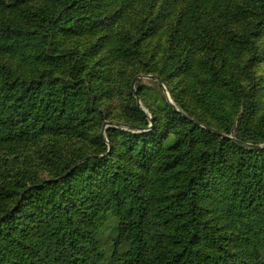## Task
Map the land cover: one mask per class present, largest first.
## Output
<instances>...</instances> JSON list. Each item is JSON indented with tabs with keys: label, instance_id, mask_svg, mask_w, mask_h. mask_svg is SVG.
<instances>
[{
	"label": "trees",
	"instance_id": "16d2710c",
	"mask_svg": "<svg viewBox=\"0 0 264 264\" xmlns=\"http://www.w3.org/2000/svg\"><path fill=\"white\" fill-rule=\"evenodd\" d=\"M263 10L264 0H0V150L92 131L89 152L40 155L50 177L0 165V264H264V130L236 58ZM113 20L126 29L119 59L153 46L161 62L144 67L192 90L170 93L165 116L134 101L126 130L103 131L105 72L88 59L115 44ZM85 33L101 40L91 56L64 46ZM108 225L110 258L98 238Z\"/></svg>",
	"mask_w": 264,
	"mask_h": 264
},
{
	"label": "rangeland",
	"instance_id": "374dc122",
	"mask_svg": "<svg viewBox=\"0 0 264 264\" xmlns=\"http://www.w3.org/2000/svg\"><path fill=\"white\" fill-rule=\"evenodd\" d=\"M261 18V26L263 27L254 37V44L250 46V49H244V52L237 56L240 61V77L241 82L245 87L250 88L254 97L255 111L254 119L258 120L261 128L264 130V10L259 13ZM137 28L139 26H136ZM112 30L115 44L108 43V49L103 48L99 54L93 56L92 53L96 49L95 44L99 45L101 42L99 34L85 33L73 38H69L64 43L67 47H76L81 53L92 55L89 58V66H92L96 61L101 64L103 75V89L99 94L100 105L104 110L105 117L95 128L101 130L107 129L111 125H115L116 128L126 130V123H129L132 118V111L134 106L132 103H136L143 108V103L152 108L160 116H165L167 104H172L167 99V95L170 97V93L177 94L178 92L190 94L191 87L179 90L181 88L179 79L174 78L170 73L164 71L147 69L144 67V61L146 58L149 60V66L158 69L156 64H160L158 53H152L154 51L153 46H149L145 53H140V56L131 57L128 59H119V45H121L122 39L119 35H124L126 29L123 24L119 25V20H113L110 25ZM130 28V27H129ZM130 31L131 30L130 28ZM134 32V31H133ZM97 40H100L97 41ZM130 42V41H129ZM154 45V42H152ZM98 50V46H97ZM106 52H112V58H107ZM255 53V57L251 60L250 68L252 74L249 75L246 71L242 70L243 62ZM146 54V56H145ZM198 54L196 57H198ZM235 57V56H234ZM101 58V59H100ZM106 59V64L105 63ZM205 59V58H204ZM199 60V58H198ZM201 61V60H200ZM234 62V60H233ZM94 66V65H93ZM203 67V60H202ZM133 93V96H132ZM135 99V100H133ZM171 99V97H170ZM151 123L148 124L146 129H150ZM97 130V129H96ZM138 132L139 130H132ZM92 131L89 130L88 135L85 136H66L64 134H50L44 139H40L37 143L32 144L28 148H22L21 150H0V165H3L6 161L10 170L15 171L18 167L30 168L35 177L45 178L50 177L54 171L55 164L45 161V157L55 155V147L64 149L65 154L70 150L76 153H85L91 150L90 137ZM42 155L44 158H41ZM26 156V160L24 159ZM25 161L24 163L22 161ZM16 163V164H15ZM109 225L101 230L98 234L100 243L105 251V255L110 258V254L113 251V243L109 239L110 234ZM109 261L104 260L101 264H108Z\"/></svg>",
	"mask_w": 264,
	"mask_h": 264
},
{
	"label": "water",
	"instance_id": "95a60500",
	"mask_svg": "<svg viewBox=\"0 0 264 264\" xmlns=\"http://www.w3.org/2000/svg\"><path fill=\"white\" fill-rule=\"evenodd\" d=\"M167 99L171 102V99L169 97V95H167ZM221 134V133H220ZM222 136H225L224 134H221Z\"/></svg>",
	"mask_w": 264,
	"mask_h": 264
}]
</instances>
